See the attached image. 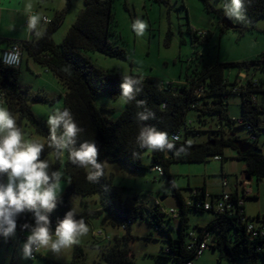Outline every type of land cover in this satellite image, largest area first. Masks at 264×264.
<instances>
[{
  "label": "trees",
  "instance_id": "obj_1",
  "mask_svg": "<svg viewBox=\"0 0 264 264\" xmlns=\"http://www.w3.org/2000/svg\"><path fill=\"white\" fill-rule=\"evenodd\" d=\"M114 0H84L85 5L78 13L76 20L71 24L65 37L56 42L53 34L60 26L63 19V12H58L46 26L44 38L31 39H9L7 43L20 42L22 53L42 63L45 69L52 71L57 79L66 87L63 98V106L72 112L77 124L85 129L78 138V143L84 141L95 142L98 149V160L103 162L104 174L98 182H90L87 179V171L73 165L66 158L64 161V178L67 180L65 192L60 196L61 202L51 213L50 219L53 230L59 219H63L65 213L71 208L69 196L77 193L83 196L97 194L96 202L98 207L93 209L89 202L84 204L79 216L86 221L89 217L104 215L103 222L110 221L113 225H122L126 233L123 236H114L113 239L104 241L102 244V259L105 264H127L132 261V252L129 242L132 237L130 232L131 223L135 219L152 218L155 228L161 226L167 233V245L163 247L160 256L173 258L174 264H187L195 258V249L188 245L192 239L191 231L200 236L205 231H210L214 236L215 243L210 247L218 250L221 256L226 257L230 262L237 259H245L246 264H257L259 255L264 256V235L252 238L245 230L243 217L252 219L246 215L244 205L236 203L237 190L233 192L234 211L229 213H215V216L205 225L190 227L189 210L199 212L208 211L196 203L186 206L184 197L179 188L174 187V194L180 203V216L178 222V235L172 236L170 229L165 226V216L171 219L161 207L160 201H155L149 207L145 204L127 202L123 198L125 187L114 184L112 177L106 171L105 161H117L132 169H151L156 165L163 167V175H166L170 183H173V176L170 172V164L173 161L196 162L207 161L208 156H221L225 160L224 150L231 147L237 150V157L245 161V168L242 175L255 176L259 181L264 179V152H257L253 148L245 151L239 150V142L248 141L251 146L259 145V137L264 135V52L248 60L236 62H215L207 64L202 55L195 52L197 62L184 79L177 83H164L155 77L146 78L141 85L142 91L137 95L136 100L146 101V106L155 113V119L142 122L155 126L165 131L173 139L176 149L182 146L185 152L176 154L175 150L167 152H152L151 163L143 161V152L136 145V136L139 125L136 119L138 109L136 101L125 105V108L113 120H110L104 113L105 110H112L99 107L96 104V96L105 93L112 98L120 95L121 76L126 74L109 73L97 67L82 52V50L99 51L105 55L120 59L127 58L126 49L114 43L110 37L115 34V19L113 12ZM208 11L219 16L222 29L226 27L221 24L224 16L223 10L215 8L208 0H203ZM249 23H254L264 16V0H252L247 7ZM248 23V24H249ZM236 24L235 28L243 31L249 25ZM193 45L205 44L208 35L200 37L197 28H188ZM5 37L0 36V44ZM7 44V45H8ZM4 48L0 47V53ZM194 60V58L192 59ZM71 66V75L62 69ZM21 66V65H20ZM236 69L237 76L234 81L228 78L227 70ZM240 72L246 73L243 83H238ZM20 67L12 68L5 65L0 56V88L6 92L5 102L7 108L16 116L17 125L24 132V125H30L34 133L43 139L45 145L42 158L53 153L54 149L48 147L47 137L49 127L46 119L34 113L30 101L32 98L42 99L44 95L36 93L28 94V88L21 87L19 83ZM128 75H138L130 73ZM166 86V87H165ZM237 95L241 101V116L232 118L228 114L226 98L228 95ZM190 111H196L199 119L202 120L205 114H217L221 120V127L210 129L209 138L202 142L189 141L190 132L202 131L193 120L188 117ZM242 127L247 136L235 134L231 131L233 123ZM224 125L230 130L226 132ZM177 133L179 138L174 139L172 134ZM190 142V144H189ZM139 153L133 157L132 153ZM55 157V155H54ZM61 159H54L52 167L58 170ZM226 175H224V178ZM201 191L197 198L203 199L206 194L205 187L195 188ZM213 196V195H212ZM252 196L250 198H256ZM258 214L256 217H259ZM253 217V218H256ZM79 218V217H78ZM29 223L34 224L33 214L25 212L17 221V229L21 235L27 231L20 226ZM171 226V225H170ZM25 242L26 240L23 239ZM70 264H89L85 260V253L79 244H75Z\"/></svg>",
  "mask_w": 264,
  "mask_h": 264
},
{
  "label": "rangeland",
  "instance_id": "obj_2",
  "mask_svg": "<svg viewBox=\"0 0 264 264\" xmlns=\"http://www.w3.org/2000/svg\"><path fill=\"white\" fill-rule=\"evenodd\" d=\"M215 8L222 9L219 5L222 0H208ZM31 2L32 10L40 15H46L53 19L58 12H63V19L60 26L53 34L56 42H60L66 35L71 24L76 20L78 13L84 7V0H24V5ZM113 12L115 19V34L110 39L127 51V58L120 59L111 57L99 51L82 50L89 59L96 65L109 73L138 74L144 79L155 77L164 83H177L191 73L192 67L197 62L195 52L202 55L205 63L215 62H236L255 58L264 52V16L254 23H249V27L243 31L238 28L222 29L219 16L208 11L203 0H114ZM22 12L18 15L20 20ZM25 17V16H24ZM27 17V16H26ZM140 17L148 22V29L144 37L136 36L132 29L135 18ZM27 19L25 18V21ZM2 22L0 26H3ZM238 24V23H235ZM48 25V23H47ZM46 25V26H47ZM197 28L207 32L208 40L205 44L193 45L189 27ZM4 28V27H2ZM0 47L7 46L6 36ZM10 39V38H9ZM194 58V60H192ZM139 69V71H137ZM228 78L234 81L237 76L236 69L226 71ZM20 86L28 88V94L40 93L44 97L40 100L32 98L31 107L39 117L48 119V116L55 109L63 106L62 94L66 87L57 79L54 73L46 70L45 66L23 52L19 75ZM228 114L232 118L241 116V101L237 95H228L226 98ZM96 104L112 110H105L104 113L110 120H113L125 108L120 95L112 98L105 93L96 96ZM4 103L3 106H5ZM188 117L193 120L194 125L202 131L190 132L189 141L202 142L209 138L210 129L221 127V120L217 114H205L202 120L196 111H190ZM25 138L37 140L43 143V139L34 133L33 127L24 125ZM223 129L228 132L230 129L235 134L242 137L247 136V132L237 123H233L229 129L225 125ZM259 145L264 152V135L259 137ZM143 161L151 163L150 153L145 155ZM225 160L222 162L214 156H208L207 161L183 162L173 161L170 164V172L173 176V183H170L166 175L159 174L155 169H132L127 165L117 161H105L106 171L112 177L114 184L125 187L123 198L131 203L145 204L153 206L155 201H160V197L165 198L160 201L165 212L174 208L179 212L175 218L168 219L165 216L164 224L170 229L172 236L178 235V222L180 216V203L174 194V187L179 188L184 199L191 196L192 188L205 187L210 195H215L222 191V180L226 175L229 181L227 189H234L236 180L241 177L245 167V161L237 157V150L226 147L224 150ZM65 155L61 158L58 170L64 173ZM46 159L53 164L54 154H49ZM67 180L62 177V192H65ZM256 198H246L244 207L246 215L256 217L264 214V179L257 180L251 177L249 182ZM212 193V194H211ZM79 205V211L84 204L89 202L90 207H98L97 194L83 196L73 193L69 196L72 205L73 199ZM215 216L211 211L199 212L189 210L190 227L206 225ZM104 215L99 217H89L86 220L88 233L79 237L78 243L85 253V260L89 264H105L102 259L101 246L104 241L100 240L99 232L111 236H123L126 233L122 225H113L109 220L103 222ZM200 223V224H198ZM171 225V226H170ZM93 230H96L93 234ZM132 237L129 242L132 252V261L127 264H174L173 258L160 256L162 249L167 245V233L159 226L155 228L152 218L135 219L131 223L130 230ZM25 237L28 231L24 232ZM103 234V235H104ZM103 237V236H102ZM110 240V239H109ZM75 244L61 253V257H71ZM22 254V246L19 248ZM48 253L47 249H44ZM12 252L7 245H0V264L9 261ZM21 264H46L45 259L40 256L34 258L21 257ZM51 264H56L52 262ZM193 264H246L245 259H237L233 263L226 257L221 256L218 250L209 248L204 254L193 260ZM257 264H264V256L258 257Z\"/></svg>",
  "mask_w": 264,
  "mask_h": 264
},
{
  "label": "clouds",
  "instance_id": "obj_3",
  "mask_svg": "<svg viewBox=\"0 0 264 264\" xmlns=\"http://www.w3.org/2000/svg\"><path fill=\"white\" fill-rule=\"evenodd\" d=\"M252 0H222L219 5L226 18L233 23L247 25V7ZM32 4L25 6L27 16L26 30L36 40L44 38L47 19L39 13L32 14ZM149 25L146 20L137 17L132 23L136 36L144 37ZM71 75V66L62 69ZM139 71V69H137ZM142 75H122L120 99L124 104L136 101L138 109L136 119L141 122L136 136V145L152 152L175 150L179 155L185 152L183 146L176 149L173 139L165 131L153 125L142 123L155 119V113L146 106V101L136 100L142 91ZM4 105L0 97V235L9 238L15 235L17 221L21 214L31 212L34 224L25 223L20 227L28 231L22 245V256L33 258L34 253L47 249L56 256L78 243L79 237L88 233V226L79 216V205L74 198L71 208L59 219L53 230L50 215L61 202L63 171L56 170L48 159L42 158L45 145L37 140L25 138L22 129L17 125L16 116ZM48 147L54 149L56 159L65 153L70 162L87 171L90 182H98L104 174L103 162L98 160L99 149L95 142L78 143L79 136L85 129L80 127L70 109H55L48 116ZM190 144V142H189ZM133 157L139 153L133 152ZM79 217V218H78Z\"/></svg>",
  "mask_w": 264,
  "mask_h": 264
},
{
  "label": "built area",
  "instance_id": "obj_4",
  "mask_svg": "<svg viewBox=\"0 0 264 264\" xmlns=\"http://www.w3.org/2000/svg\"><path fill=\"white\" fill-rule=\"evenodd\" d=\"M43 17H46L47 23H50L52 21V19L46 15H43ZM197 34L200 37H204L207 35V32L198 29ZM22 50V44L20 42H14L10 44L8 47H5L0 53L2 62L9 67L19 68L22 62ZM246 76L247 75L245 72H240L239 77L237 78L238 83H243V79L246 78ZM0 97H2L5 102L6 92L1 88ZM64 108L66 107H61L60 110H63ZM172 137L174 139L179 138L177 133L172 134ZM214 158L221 160V156L219 155L214 156ZM153 169H155L159 174H163V167L161 165H156L155 167H153ZM249 182L250 180H248L245 175L241 176L238 182L239 184L236 187V190L238 192L236 197V203L238 205H244V201L246 200V198L254 196L253 190L249 185ZM228 184L229 181L227 180V178H223V187H227ZM233 192L234 191L232 190H223L219 194L213 196L206 192L205 197L203 199H198L197 197L201 195V191L197 189H192L191 196L188 199L184 200L186 206H190L196 203L197 205L202 206L205 210L208 211L231 214L235 208L234 201L232 199ZM166 213L173 218L177 217L179 214V212L176 211L174 208H171L170 211ZM242 220L245 222V230L250 237L255 238L264 235V214L252 219L243 217ZM99 235H101V232H99ZM190 236L192 237V239L188 247L195 249V256L197 257H200L206 249H209L215 243L214 236L211 234L210 231L204 230L201 236L195 231H191ZM36 256L37 252L34 253L33 258ZM187 264H193V261H188Z\"/></svg>",
  "mask_w": 264,
  "mask_h": 264
},
{
  "label": "crops",
  "instance_id": "obj_5",
  "mask_svg": "<svg viewBox=\"0 0 264 264\" xmlns=\"http://www.w3.org/2000/svg\"><path fill=\"white\" fill-rule=\"evenodd\" d=\"M20 12H22V15H21V18L19 20L18 15L20 14ZM35 13H37V11L32 10V14H35ZM25 18L27 19L26 14H25L24 0H0V24H2V22H5V24H3V26H0V36H6V37L11 38V39H26V40L33 38L34 35H30L29 32L26 30V21L27 20L25 21ZM2 27H4V28H2ZM9 45L10 44H8L7 46H4V48L8 47ZM61 94L63 95L64 93H61ZM4 103H6V102H4ZM5 106L7 107V104ZM241 176H242V174H241ZM245 177L248 180H251V177L248 178L246 175H245ZM240 178H239V180H240ZM239 180L238 179L236 180V185H235L234 189H230V190L234 191L236 189V187L239 184L238 183ZM228 186H229V184H228ZM227 187H223L222 191L223 190H229V189H227ZM195 188H199V187H195ZM219 193H216L215 195H217ZM254 196H255V194H254ZM198 224H200V223H198ZM201 226H205V225H201ZM95 231L96 230H93V234L95 233ZM100 232H101V235H99V237L101 236L100 237L101 241H107V240L111 239V236L104 234V232H102V231H100ZM26 238L27 237H25L24 232L20 235L18 231H15V235L11 236L9 238H5L2 235L0 236V245L6 244L8 249L11 250V252H12L9 261L7 260V262L5 264H21L22 254H20L19 248L24 244L23 239L25 240ZM37 255L40 256L41 258H44L46 264H51L52 262H55L56 264H70L71 259H72V256L71 257L56 256L49 251H48V253H45L44 249L37 251Z\"/></svg>",
  "mask_w": 264,
  "mask_h": 264
},
{
  "label": "water",
  "instance_id": "obj_6",
  "mask_svg": "<svg viewBox=\"0 0 264 264\" xmlns=\"http://www.w3.org/2000/svg\"><path fill=\"white\" fill-rule=\"evenodd\" d=\"M221 24H223L226 28H235L237 26L235 23H233L231 20H229L225 16L222 17ZM248 148H253V150H255L257 152H262V148L261 147H257V146H253L252 147L251 144L248 141L239 142V150L240 151H245ZM172 153H173V151L169 152V154H172ZM164 198H165L164 196H161L159 200L162 201Z\"/></svg>",
  "mask_w": 264,
  "mask_h": 264
}]
</instances>
